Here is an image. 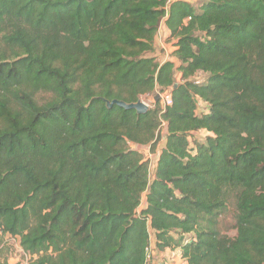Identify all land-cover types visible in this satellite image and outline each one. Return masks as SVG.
<instances>
[{
	"label": "trees",
	"instance_id": "obj_1",
	"mask_svg": "<svg viewBox=\"0 0 264 264\" xmlns=\"http://www.w3.org/2000/svg\"><path fill=\"white\" fill-rule=\"evenodd\" d=\"M242 12L264 25V0H0V247L17 237L28 264H146L152 229L188 264H264V87L232 55L264 38ZM161 23L179 82L146 56ZM165 89L164 108L106 107ZM161 120L149 179L128 142L155 152ZM229 199L233 236L218 229Z\"/></svg>",
	"mask_w": 264,
	"mask_h": 264
},
{
	"label": "rangeland",
	"instance_id": "obj_2",
	"mask_svg": "<svg viewBox=\"0 0 264 264\" xmlns=\"http://www.w3.org/2000/svg\"><path fill=\"white\" fill-rule=\"evenodd\" d=\"M201 0H196L193 4L199 3ZM233 16H236L237 18H242L244 16H249L251 22H252V31L255 32L256 35H260L264 38V25L261 21H258L251 15H248L244 12L232 14ZM172 43L165 41L164 46L167 48V52L162 49L160 46V42H156L153 44V51L149 54H146V56H153L156 61L163 62L166 58V53L168 54L167 57H169L167 60H172L176 65V75L178 77H181L182 70L180 69L181 62L174 57L173 52L174 49L172 48ZM232 55L235 57L242 56L243 60L241 62L242 68L245 70L246 74L244 76L246 77L247 82L260 85L264 87V48L260 45V43L255 41H252L249 44L243 45L241 49L239 48H232ZM198 74H202L201 72H196L192 74L189 78L192 79ZM159 93L158 90L154 91L151 94L148 95H142L141 100L146 103L149 108L154 106L155 97ZM162 136L159 134L158 141L156 145V149H160L162 143L160 141ZM191 141L195 144L194 141H202L203 140V134L198 133L196 135L190 136ZM194 140V141H193ZM153 173L149 172V178H152ZM234 201L233 199H229L227 209L225 212L220 216L218 221V229L220 232L227 234L228 236H233L235 234L234 229ZM0 258L4 262V264H25L26 257L22 255L20 250L16 247L13 240L5 239L4 244L0 247Z\"/></svg>",
	"mask_w": 264,
	"mask_h": 264
},
{
	"label": "built area",
	"instance_id": "obj_3",
	"mask_svg": "<svg viewBox=\"0 0 264 264\" xmlns=\"http://www.w3.org/2000/svg\"><path fill=\"white\" fill-rule=\"evenodd\" d=\"M162 24H164V23H161V25L159 26V29H158V31L156 33V36L159 39L160 46L162 47V49H164L167 52V48L164 46L165 40H166L167 37L164 36V33L162 31ZM171 46L174 47L173 45H171ZM167 56H168V54L166 53V58L168 59L169 57H167ZM203 77H204L203 74H198L195 77H193L192 80L195 83H200L202 81ZM175 81L176 82L180 81V77H178L176 75V73H175ZM157 96H158V98L160 100V103H161V106L163 108L165 106H169L171 104V93H170L169 89H165V90L159 91ZM204 109H205V103L202 102L197 97L196 98V110H195L196 113L200 114ZM157 134H158V136H159V134L162 136V138H161L162 140L160 141V143H162V145H161V147H162L163 144H164V138H165V135H166V123H165V121L161 120ZM128 147L130 149L140 153L142 155L143 159L148 164V171L154 173L155 166H156V162H155L156 159L155 158H156L157 154L159 153L160 149L159 148L155 149V152H153L151 144H139V143H134V142H128ZM152 177H153V175H152ZM145 207H146V199H145V192H144L142 194V196H141L140 204L137 207L136 212L139 213ZM152 235H153V231H152V229H150L149 245L146 248V264H147L149 258L151 257L150 241H151V236ZM5 239L13 240V242L15 243L16 247L20 250L22 255L26 257L25 264H28V262H29L28 254L19 245L18 238L7 235L5 237ZM180 240H181L182 243H186V242L190 241L191 240V234H181ZM178 260H179V264H188L186 259L183 258L181 254L178 255Z\"/></svg>",
	"mask_w": 264,
	"mask_h": 264
},
{
	"label": "crops",
	"instance_id": "obj_4",
	"mask_svg": "<svg viewBox=\"0 0 264 264\" xmlns=\"http://www.w3.org/2000/svg\"><path fill=\"white\" fill-rule=\"evenodd\" d=\"M185 1L190 2V3L196 2V0H185ZM162 31L164 33V36L167 37L169 32L165 28L164 24H162ZM155 41L156 42L159 41L157 36H155ZM172 48L174 49V47ZM172 236L175 239L181 238V235L177 233H172ZM150 250H151V257L149 258L147 264H179L178 255L181 254L180 247L179 246L165 247L163 249H158L156 247V241L154 238V234L151 236Z\"/></svg>",
	"mask_w": 264,
	"mask_h": 264
},
{
	"label": "water",
	"instance_id": "obj_5",
	"mask_svg": "<svg viewBox=\"0 0 264 264\" xmlns=\"http://www.w3.org/2000/svg\"><path fill=\"white\" fill-rule=\"evenodd\" d=\"M158 100L159 98L158 96H156L155 101ZM105 103H106V107L108 108L111 107L112 105H117L124 109H134L138 114L145 113L149 108V106L146 103H144L141 99H138L136 102H132V103H127L122 100L113 99L111 101L105 100Z\"/></svg>",
	"mask_w": 264,
	"mask_h": 264
}]
</instances>
